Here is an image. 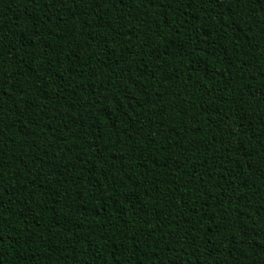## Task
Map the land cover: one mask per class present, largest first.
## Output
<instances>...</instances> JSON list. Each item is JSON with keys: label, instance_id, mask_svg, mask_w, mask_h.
<instances>
[{"label": "trees", "instance_id": "obj_1", "mask_svg": "<svg viewBox=\"0 0 264 264\" xmlns=\"http://www.w3.org/2000/svg\"><path fill=\"white\" fill-rule=\"evenodd\" d=\"M0 264H264V0H0Z\"/></svg>", "mask_w": 264, "mask_h": 264}]
</instances>
